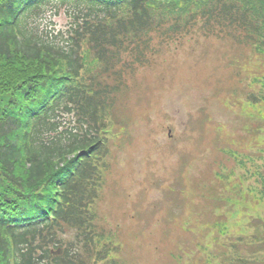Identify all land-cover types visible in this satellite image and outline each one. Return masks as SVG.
Returning a JSON list of instances; mask_svg holds the SVG:
<instances>
[{
    "label": "trees",
    "instance_id": "trees-1",
    "mask_svg": "<svg viewBox=\"0 0 264 264\" xmlns=\"http://www.w3.org/2000/svg\"><path fill=\"white\" fill-rule=\"evenodd\" d=\"M59 15L67 23L57 29ZM198 32L264 58V0H0V264H120L118 244L95 228L93 211L108 143L129 127L114 120L117 93L154 61L155 37ZM246 102L264 113V92ZM221 149L244 157L236 146ZM222 185L218 195L231 197ZM238 200L255 211L261 203L244 189ZM232 213L227 207L207 223L210 241L199 254L206 264H264V219L249 216L252 233L235 238ZM58 247L62 254H51Z\"/></svg>",
    "mask_w": 264,
    "mask_h": 264
},
{
    "label": "rangeland",
    "instance_id": "rangeland-1",
    "mask_svg": "<svg viewBox=\"0 0 264 264\" xmlns=\"http://www.w3.org/2000/svg\"><path fill=\"white\" fill-rule=\"evenodd\" d=\"M59 16L57 29L67 23ZM153 46L154 61L127 76L116 96L114 120L129 127L123 140L108 143L95 228L118 244L120 264H206L199 243H209L207 223L218 213L232 210L235 238L252 233L249 216L264 219V113L246 109L248 96L264 92V78L251 75L264 74V58L202 32L155 37ZM230 146L244 157L221 149ZM222 184L230 198L218 195ZM241 189L260 197L257 211L238 200Z\"/></svg>",
    "mask_w": 264,
    "mask_h": 264
},
{
    "label": "water",
    "instance_id": "water-1",
    "mask_svg": "<svg viewBox=\"0 0 264 264\" xmlns=\"http://www.w3.org/2000/svg\"><path fill=\"white\" fill-rule=\"evenodd\" d=\"M54 254H61V249H58Z\"/></svg>",
    "mask_w": 264,
    "mask_h": 264
}]
</instances>
